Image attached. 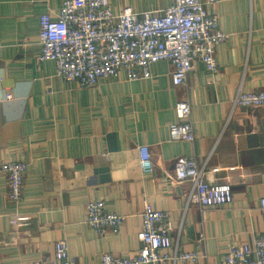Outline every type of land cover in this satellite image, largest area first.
I'll list each match as a JSON object with an SVG mask.
<instances>
[{
    "label": "crops",
    "instance_id": "crops-1",
    "mask_svg": "<svg viewBox=\"0 0 264 264\" xmlns=\"http://www.w3.org/2000/svg\"><path fill=\"white\" fill-rule=\"evenodd\" d=\"M65 1L0 0V165L29 166L19 207L0 173V264L52 260L60 240L76 264H101L105 254L130 258L142 246L146 204L168 214L171 255L177 248L203 256L196 264H219L231 243L252 246L264 235V106L232 110V102L241 92L264 91V0H217L209 8L228 36L217 46L214 76L198 62L187 82L175 86L172 66L160 62L147 79L130 81L120 72L83 89L58 77L54 62L39 59L40 18L57 19ZM173 2L111 0L110 6L115 14H140ZM179 101L191 105L194 142L171 141ZM140 147L150 149L153 174L141 170ZM180 158L195 159L205 181L230 188L234 202L189 205L191 182H174ZM93 200L125 218L119 233L100 236L89 226ZM16 212L29 222L11 224Z\"/></svg>",
    "mask_w": 264,
    "mask_h": 264
},
{
    "label": "built area",
    "instance_id": "built-area-1",
    "mask_svg": "<svg viewBox=\"0 0 264 264\" xmlns=\"http://www.w3.org/2000/svg\"><path fill=\"white\" fill-rule=\"evenodd\" d=\"M111 0H67L59 10L57 19L50 15L40 18V61L56 64L57 76L67 82H76L80 88H92L101 81L126 72L130 81L150 76L152 65L168 62L172 68L175 86L187 82L188 74L202 63L211 75L219 72L217 46L228 36L222 32L218 16L209 8L217 0H174L163 11L135 13L124 9L115 14ZM264 106V91L241 92L232 102L236 108ZM178 122L170 125L171 141L194 142L195 134L189 102L179 101L175 107ZM140 166L144 174H153L155 165L148 147H140ZM29 166L25 162H5L0 173L8 181V199L19 207L24 198V184ZM175 183L191 182L188 204L200 208H222L234 202L230 188L216 187L205 181L204 168L195 159L180 158L175 162ZM264 211V198L260 201ZM87 222L100 236L117 234L125 218L107 209L103 200L87 204ZM143 226L139 233L141 248L130 258L105 254L101 264H196L203 257L196 252H180L173 247L168 214L146 204ZM30 217L16 212L11 224L26 225ZM204 236L200 241L203 242ZM35 264H76L70 256L65 240L55 245L52 260ZM219 264H264V235L252 246L231 243L225 259Z\"/></svg>",
    "mask_w": 264,
    "mask_h": 264
}]
</instances>
